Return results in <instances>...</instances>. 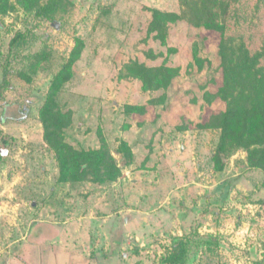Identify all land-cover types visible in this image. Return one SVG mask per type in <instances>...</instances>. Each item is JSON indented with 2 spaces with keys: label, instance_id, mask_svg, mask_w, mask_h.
<instances>
[{
  "label": "rangeland",
  "instance_id": "rangeland-1",
  "mask_svg": "<svg viewBox=\"0 0 264 264\" xmlns=\"http://www.w3.org/2000/svg\"><path fill=\"white\" fill-rule=\"evenodd\" d=\"M49 1L0 0V264H164L183 238L187 264H264V171L232 139L219 149L223 40L234 60L264 52V0H224L228 15L188 14L165 35L152 10L182 14L181 0H61L53 20L36 9ZM68 63L64 141L121 167L128 144L116 182L60 181L41 109ZM143 68L171 81L146 89Z\"/></svg>",
  "mask_w": 264,
  "mask_h": 264
},
{
  "label": "trees",
  "instance_id": "trees-1",
  "mask_svg": "<svg viewBox=\"0 0 264 264\" xmlns=\"http://www.w3.org/2000/svg\"><path fill=\"white\" fill-rule=\"evenodd\" d=\"M62 2L61 0H50L45 6L36 9L38 14L42 12L53 20L56 6ZM181 6L182 14L152 10L153 20L150 24V31H158L159 34L165 35L168 24L184 20L188 14L194 16L197 26L202 27L208 24L209 15L214 10L226 15L230 11L224 0H181ZM25 38V34L17 33L10 43V51L14 52L20 40ZM221 53L226 58L231 56L233 59L226 65L224 71L223 88L227 110L224 115L219 149L221 152L224 151L229 140L232 139L234 142L231 146L248 153L249 166L264 171V66H260L264 52L258 53L252 59L246 52L245 55L234 60L235 51H230L228 40L225 37ZM70 65L68 63L55 77L41 109L45 129L44 138L56 151L60 162V181L76 183L92 180L100 184L116 182L122 176L124 168L131 166L134 161V154L128 144L123 143L120 148L124 157V166L121 167L106 146L99 150H75L64 141L63 132L71 124V117L60 110L56 95L69 78ZM167 71L168 69L163 68L150 71L143 68L138 77L144 82L146 89L148 85L166 88L171 81V76H168ZM7 85L8 82L5 80L2 88ZM188 241L186 238L177 240L164 264H187Z\"/></svg>",
  "mask_w": 264,
  "mask_h": 264
}]
</instances>
